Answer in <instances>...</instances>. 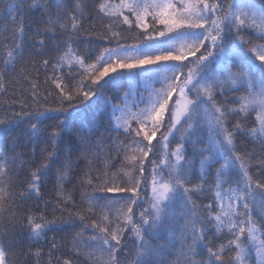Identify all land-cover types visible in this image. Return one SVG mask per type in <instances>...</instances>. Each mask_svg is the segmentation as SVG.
<instances>
[{"label":"snow or ice","instance_id":"6c2138e0","mask_svg":"<svg viewBox=\"0 0 264 264\" xmlns=\"http://www.w3.org/2000/svg\"><path fill=\"white\" fill-rule=\"evenodd\" d=\"M0 264H264V0H0Z\"/></svg>","mask_w":264,"mask_h":264},{"label":"trees","instance_id":"16d2710c","mask_svg":"<svg viewBox=\"0 0 264 264\" xmlns=\"http://www.w3.org/2000/svg\"><path fill=\"white\" fill-rule=\"evenodd\" d=\"M117 2H118V0H117ZM153 143H155V141H153ZM57 215H59V213H57ZM49 235H51V234H49ZM153 243H155V242L153 241ZM129 247H132V244L130 241H129ZM253 256H254V254H253ZM130 260H131V258H130Z\"/></svg>","mask_w":264,"mask_h":264}]
</instances>
